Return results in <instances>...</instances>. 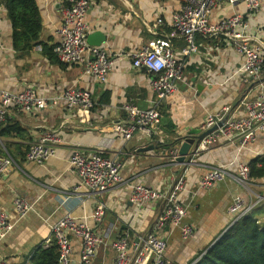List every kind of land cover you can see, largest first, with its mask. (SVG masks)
<instances>
[{
	"label": "crops",
	"instance_id": "0c3cea01",
	"mask_svg": "<svg viewBox=\"0 0 264 264\" xmlns=\"http://www.w3.org/2000/svg\"><path fill=\"white\" fill-rule=\"evenodd\" d=\"M87 13L88 35L102 31L106 38L100 45L116 61L104 82L83 72V66L64 64L57 60L54 46L58 43L57 28L62 23L61 0H37L42 28L39 40L27 50L13 45L12 24L4 0H0V89L20 91L32 86L40 96H53L77 86L89 90L94 107L81 121L80 108L67 109L63 102L31 113L11 109L3 126L19 124L20 130L0 136V155H10L14 164L0 175V210L9 215L11 230L0 235V264H33L38 248L56 245L52 225L65 214L86 222L102 236L114 240L128 235L129 252L136 243L152 232L161 214L164 200L142 206L130 200L133 186L143 184L163 193L172 189L180 175L186 178L178 199L187 205L185 222L194 227V235L184 239L181 226L167 224L161 232L168 242L166 256L174 264H189L202 250L214 243L228 229L229 207L238 194L246 201L264 195V177L251 178L244 186L237 179L239 164H249L264 157V136L240 148L236 139L219 135L207 148L200 147L191 163L172 162L173 140L191 129H202L209 113L225 105L237 108V116L245 114L241 101H250L259 93L258 80H253L240 68L244 56L236 46L222 37L197 36L198 52L185 58L184 79L177 90L159 107V135L150 138L137 130L126 140L114 129L127 119L122 108L126 102L148 108L156 98L152 89L153 75L145 68L135 67L130 53L140 50L157 38L168 36L173 15L183 8L184 0H90ZM233 14H241L246 26L238 27L260 46L264 57V0L257 10H250L245 0L223 1L212 10L209 21L216 23ZM162 23H158V19ZM174 51L181 55L184 41L172 40ZM264 75V68H263ZM46 130L59 136L55 154L45 164L29 162L26 152ZM162 138L163 143L158 145ZM155 144L153 149L141 148ZM178 147V146H176ZM75 150L85 154L100 151L104 156L122 162L124 182L103 194L91 193L79 186L80 177L72 171L70 159ZM225 163L229 175L209 188L199 186V179L211 167ZM23 197L33 207L20 216L15 199ZM106 204L101 223L94 217L97 202ZM264 220V213L258 216ZM73 258L79 260L82 243L72 237ZM148 254L144 264H152ZM116 252L100 246L96 264H114Z\"/></svg>",
	"mask_w": 264,
	"mask_h": 264
},
{
	"label": "built area",
	"instance_id": "2783aa9c",
	"mask_svg": "<svg viewBox=\"0 0 264 264\" xmlns=\"http://www.w3.org/2000/svg\"><path fill=\"white\" fill-rule=\"evenodd\" d=\"M63 3L62 23L56 32L59 41L54 46V53L58 60L64 64H78L83 66V72L92 75L104 82L113 66L115 59L108 55L101 46L91 45L88 42L87 13L90 0H61ZM223 1L236 2L238 0H184L183 8L173 15L172 29L168 36L157 38L140 50L130 53L135 67L145 68L153 77L152 89L156 98L148 108H140L131 102H126L123 109L127 119L123 123L114 126L116 132L129 140L135 131L140 130L150 138L159 135L161 113L159 107L163 101L177 90L178 82L184 79L185 58L196 54L199 50L196 42L197 36L222 37L232 42L236 49L244 56L241 71L249 75L253 80H258L259 93L250 101H241L245 107V114L237 116V108L225 105L214 113H209L204 125L208 129L220 121L223 124L214 132L207 135L200 147L209 148L219 135L229 139H236L240 148L249 145L257 133L264 136V57L260 53V46L252 44L250 38L239 31L238 27L246 26L241 14H233L216 23L209 21V16L218 4ZM250 10H257L260 0H245ZM162 23V19H158ZM1 34V30H0ZM180 38L184 41L181 55H177L173 48L172 40ZM63 102L67 109L79 107L80 119L86 122V114L94 107V100L89 90L77 86H71L61 93L45 97L37 94L35 88L26 86L20 91L0 89V127L4 125L11 109H21L24 112L44 110ZM162 139V138H160ZM60 142L59 136L53 130H46L37 140L32 142L26 152V159L43 165L56 152V146ZM178 147L171 151L172 162L176 161ZM14 159L10 155L0 158V175L8 170ZM73 172L80 177L79 186H87L91 193L103 194L114 185L124 182L120 172L122 162L104 156L100 151L85 154L75 150L70 159ZM228 166L225 163L211 167L199 179V186L209 188L217 182L225 180L228 175ZM237 179L244 186L251 181L249 164H239ZM186 178L178 176L172 189L163 193L154 187L136 184L133 186L130 200L132 203L142 206L158 199L164 200L161 214L155 221L152 232L140 237L133 253L129 252L128 235L119 236L114 240L102 236L88 223L78 221L71 214H65L52 225V234L59 251V264H96V256L100 246L112 247L116 252L114 264H144L148 254H152V264H174L166 256L168 242L161 234L167 224L181 226V234L184 239L194 235L192 224L185 222L187 205L178 199L179 193L184 190ZM264 201V195H258L256 199L247 200L241 194L234 197L229 213L230 225L237 222L249 213L255 206ZM16 212L22 216L32 207L33 203L23 197H17L14 202ZM106 204L99 200L95 207L94 217L97 223H101L105 214ZM258 223H264L259 219ZM229 225V226H230ZM12 228L9 215L0 210V235H6ZM72 237H77L82 243L79 260L73 258Z\"/></svg>",
	"mask_w": 264,
	"mask_h": 264
},
{
	"label": "trees",
	"instance_id": "16d2710c",
	"mask_svg": "<svg viewBox=\"0 0 264 264\" xmlns=\"http://www.w3.org/2000/svg\"><path fill=\"white\" fill-rule=\"evenodd\" d=\"M4 2L13 28L14 47L18 50L31 48L38 42L42 28L37 0ZM18 130L19 124L2 125L0 136ZM2 153L3 151H0V155ZM249 166L251 178L264 177V157L255 158ZM261 213H264V201L230 225L214 243L198 253L189 264H264V223H258L260 219L258 216ZM32 261L33 264H59L57 245L46 249L38 248L32 256Z\"/></svg>",
	"mask_w": 264,
	"mask_h": 264
},
{
	"label": "water",
	"instance_id": "95a60500",
	"mask_svg": "<svg viewBox=\"0 0 264 264\" xmlns=\"http://www.w3.org/2000/svg\"><path fill=\"white\" fill-rule=\"evenodd\" d=\"M106 35L102 31H95L88 35V42L91 45L100 46L105 40ZM223 121L218 122L208 129H191L187 134L180 135L176 139L173 140V144L171 146H167L168 149L171 147L178 146V154L176 156V161L181 164H189L192 161L193 156L197 153L200 148L202 140L209 135L210 133L216 131L221 125ZM162 139H159L157 144H162ZM155 144H150L149 146H145L141 148L142 150L153 149ZM172 148V149H173Z\"/></svg>",
	"mask_w": 264,
	"mask_h": 264
}]
</instances>
